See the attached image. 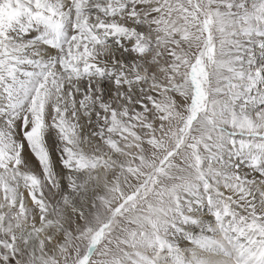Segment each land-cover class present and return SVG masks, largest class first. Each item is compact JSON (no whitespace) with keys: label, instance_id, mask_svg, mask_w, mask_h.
Instances as JSON below:
<instances>
[{"label":"snow or ice","instance_id":"obj_1","mask_svg":"<svg viewBox=\"0 0 264 264\" xmlns=\"http://www.w3.org/2000/svg\"><path fill=\"white\" fill-rule=\"evenodd\" d=\"M0 264H264V0H0Z\"/></svg>","mask_w":264,"mask_h":264}]
</instances>
